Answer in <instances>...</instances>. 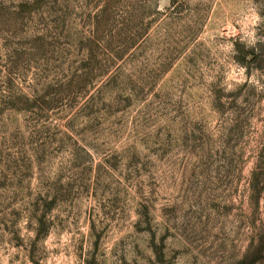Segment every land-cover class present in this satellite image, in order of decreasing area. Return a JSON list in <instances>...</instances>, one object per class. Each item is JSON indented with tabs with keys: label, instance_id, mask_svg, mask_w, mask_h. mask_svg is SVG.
Returning <instances> with one entry per match:
<instances>
[{
	"label": "rangeland",
	"instance_id": "374dc122",
	"mask_svg": "<svg viewBox=\"0 0 264 264\" xmlns=\"http://www.w3.org/2000/svg\"><path fill=\"white\" fill-rule=\"evenodd\" d=\"M0 264H264V0H0Z\"/></svg>",
	"mask_w": 264,
	"mask_h": 264
}]
</instances>
